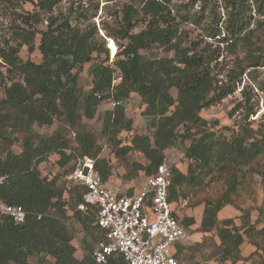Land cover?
<instances>
[{"label": "trees", "instance_id": "trees-1", "mask_svg": "<svg viewBox=\"0 0 264 264\" xmlns=\"http://www.w3.org/2000/svg\"><path fill=\"white\" fill-rule=\"evenodd\" d=\"M62 1L34 2V11L24 20L26 26L12 34L16 42L0 49V175H7L0 186V199L20 204L27 211L22 223L8 218L0 222V264H30L29 258L37 264H95L91 258L93 248L85 238L82 244L86 253L81 258L75 255L74 232L68 222L70 210L82 231L96 243L102 238L95 225V209L77 208L86 187L65 176L59 183V174L47 178L41 175L39 166L48 154L55 153L59 166L74 161L68 175L78 159L88 156L94 159L95 172L105 184L111 166L100 155L102 146L97 134L87 129L83 118H93L100 102L109 98L118 103L104 111L102 127L106 139L113 142L116 157L125 156L131 148L142 152L146 163L135 164L134 171L143 170L145 176L164 161L166 148L187 142L183 148L188 161L185 171L176 164L170 165L169 201L185 199L188 207L203 206L199 229L206 235L215 231L222 260L246 264L250 255L240 254L244 238L254 246L252 254L264 256V228L256 229L249 212L241 215L240 225L232 218H218L225 206L237 207L240 202L246 171L243 166L254 163L255 172L264 178V131L255 130L246 121L227 138L223 130L229 128L218 127V120L200 115L203 108L235 90L234 84L223 88L215 81L220 43L230 53L244 47L246 55L242 60L247 65L264 64L262 56L254 53L256 36L254 29L249 28L252 16L246 18L250 11L246 0H226L229 5L222 28L208 34L219 43L214 50L209 42L200 47L199 42L187 40L186 31L173 22L170 0H140L139 8L126 5L113 14L114 26L104 28L107 38L125 41L111 63L105 42L93 39L97 34L95 27L91 32L81 30L68 18L52 14L43 17ZM256 2L257 9L263 12L264 0ZM42 21H46L44 28L36 27ZM139 21L144 27L134 31ZM22 46L27 47L28 53L38 50L40 61L22 60ZM153 49L170 56L154 54ZM88 62L92 80L90 88L84 90L78 85V73ZM236 65L239 70L234 79L239 80L247 65L242 61ZM116 77L119 81L114 83ZM131 93L144 103L142 114L151 130L149 134H133L128 146L119 147V133L132 130V119L125 115L122 104ZM55 121L57 126L49 135L36 128ZM19 135L21 150L16 153L11 146ZM218 181L220 189L211 195L207 188ZM192 223V218L181 219L184 228ZM181 247L178 245L175 252L178 260ZM113 260L115 264H128L120 256Z\"/></svg>", "mask_w": 264, "mask_h": 264}, {"label": "rangeland", "instance_id": "rangeland-1", "mask_svg": "<svg viewBox=\"0 0 264 264\" xmlns=\"http://www.w3.org/2000/svg\"><path fill=\"white\" fill-rule=\"evenodd\" d=\"M37 0H0V49H6L8 46L13 45L16 41L13 39V32L21 30L26 25L24 20L28 14L34 11V2ZM249 5L250 11L247 13L251 15L249 22V28L254 29L255 32V54H260L261 61L264 59V11L261 12L257 9L259 3L256 0H246ZM132 5L135 8H139L140 0H63L56 5L50 13H44L43 17L52 14L57 18H68L73 24L83 30L88 29L91 32L95 30L97 34L94 35V40L98 43L105 42V46L109 50V63L115 59L116 56H112L113 52L110 48L111 43L115 45V50L118 52L121 50V44L123 40H113L112 38H104L105 29L113 27V14L120 12L126 5ZM229 4L226 0H170L171 17L173 22L179 23V28L186 31L187 40L197 41L200 43V47L205 42L212 44L211 49H216L215 46L219 44L213 38L208 37L209 32L216 28H222V22L227 14V6ZM38 10V9H36ZM182 16L187 17L186 21ZM78 21V22H76ZM76 22V23H75ZM46 21L40 22L36 27L44 28ZM144 27V23L140 22L134 29L138 31ZM224 33L221 34V38ZM38 44V36L36 39ZM114 50V51H115ZM219 50L221 55L217 59V65L214 68V76L217 86L223 88L233 86L235 90L225 96L219 102L214 103L200 111V115L207 120H218V127L229 128L223 130L225 137L230 138L231 131L238 129L240 124H245L246 121L257 131H264V64L250 66L247 65V61L242 59L246 55L244 47L237 49L236 53L228 52L222 43L219 44ZM150 51V50H149ZM151 52L160 56H170V53H165L160 49H153ZM19 56L22 60L30 59L34 62L40 61V54L38 50H34L30 53L27 52V47L22 46ZM95 58V55H93ZM97 60V59H96ZM237 61H242L243 65H247L245 72L239 80L234 79V74L238 72L236 65ZM91 62L85 63L83 69L78 73V85L84 90H88L91 86L92 77L88 72V68ZM214 64V63H213ZM115 75H118V71H115ZM119 78L116 77L115 82H118ZM175 95V91H172ZM2 93L0 92V96ZM124 106L125 115L132 119V130L121 131L116 137L119 138V147L128 146L133 134H149L150 126L148 119L142 114L144 109V103L135 94L131 93L128 98L122 101ZM238 106V107H236ZM113 106L112 99H105L100 102L94 117L91 119L83 118L87 129L95 132L99 138L101 144V156L107 159L111 166V174L105 183V186L111 188L116 192L135 191L143 182L144 172L143 170L134 171L135 164H145L146 160L142 152L137 149H129L125 156L116 157L113 150V142L106 139L103 132V119L104 111L111 109ZM230 111H232L231 114ZM247 115V116H246ZM57 126L55 121L52 125L46 127H36L37 130L49 135ZM222 128H219V133ZM21 135L18 136V141L11 146V149L18 153L21 150L20 140ZM73 137V134L70 136ZM260 136H257L259 138ZM188 143L177 144L171 146L163 151L164 161L168 165L176 164L179 168L186 169L187 160L184 156L183 148ZM57 155L55 153L48 154L42 164L39 166L41 175L51 178L52 176L59 174L60 181H64L68 168L74 161H70L65 166H59L57 162ZM252 165L243 166L246 170L244 173V185L240 190L241 199L237 203V207L233 205L225 206L219 213L218 218H232L236 225L241 224V215L245 212L250 213V220L256 226V229L264 228V178L259 173L255 172L256 166ZM221 182H215L207 188L211 195H215L220 189ZM202 205L194 208L186 205L176 207L182 216H192L193 222L197 223L194 231L190 232V229L186 230V240L190 241V234L194 232H200L198 222L202 213ZM70 218L68 222L71 224L74 232V238L72 240L73 245L76 248L75 255L81 258L86 250L82 244V240H85L90 244L91 249L94 248L96 241L92 239V236L82 231L81 226L76 222L68 210ZM186 229V228H185ZM197 235V234H195ZM184 237V238H185ZM193 240V239H191ZM219 242L215 231L209 232L202 238V243L197 246L202 249V257L204 260H212V264H229V261L222 260L221 252L217 250V243ZM182 245V243H176L175 247ZM254 246L250 244L247 238H244V242L240 245L241 256H249L246 259V264H264V256L252 254ZM50 262L53 261L49 258ZM30 264H37L36 260L29 258ZM238 261L237 264H240ZM205 264V263H204ZM208 264V263H207Z\"/></svg>", "mask_w": 264, "mask_h": 264}, {"label": "built area", "instance_id": "built-area-1", "mask_svg": "<svg viewBox=\"0 0 264 264\" xmlns=\"http://www.w3.org/2000/svg\"><path fill=\"white\" fill-rule=\"evenodd\" d=\"M94 96L99 98L97 93ZM116 103L112 99L113 106ZM6 178L0 175V186ZM66 179L87 189L77 208L95 209V225L102 232L91 252L95 264H115L113 259L119 256L128 264H183L175 257L174 245L186 232L169 201L172 172L167 162L145 175L142 185L131 193L105 186L95 172L94 159L88 156L77 160ZM26 216L22 205L0 199V222L8 218L19 224Z\"/></svg>", "mask_w": 264, "mask_h": 264}, {"label": "crops", "instance_id": "crops-1", "mask_svg": "<svg viewBox=\"0 0 264 264\" xmlns=\"http://www.w3.org/2000/svg\"><path fill=\"white\" fill-rule=\"evenodd\" d=\"M179 167V166H178ZM180 170L182 171H185V169H182L180 168ZM173 208H174V211L175 213L177 214V216L179 217V219L181 220L184 216H182L180 214V212L176 209V207L178 208V206H181V205H186V200L185 199H178L177 201H172L171 202ZM199 206V205H198ZM203 207V206H202ZM191 208H194V207H191ZM202 210V208H201ZM202 214V213H201ZM185 217H188V218H192V216H185ZM201 218V217H200ZM223 219V218H221ZM199 224H200V220L198 222V226L199 227ZM197 223L193 222L191 225H189L186 229H185V232L187 229H190V232L194 231L193 229H195L194 227H196ZM197 234V235H195ZM206 235L205 233L203 232H194V234H190L189 239L190 241H185L186 240V237L183 238L179 243H182V247L180 249V252H178V257H179V260L183 263V264H212V260H204V258L202 257V249H200L199 246H197V244H199L201 241H202V238L203 236ZM193 239V240H191ZM174 251L176 252L177 251V247H175Z\"/></svg>", "mask_w": 264, "mask_h": 264}, {"label": "bare ground", "instance_id": "bare-ground-1", "mask_svg": "<svg viewBox=\"0 0 264 264\" xmlns=\"http://www.w3.org/2000/svg\"><path fill=\"white\" fill-rule=\"evenodd\" d=\"M110 48L112 49V51H114L115 50V45L111 43Z\"/></svg>", "mask_w": 264, "mask_h": 264}, {"label": "clouds", "instance_id": "clouds-1", "mask_svg": "<svg viewBox=\"0 0 264 264\" xmlns=\"http://www.w3.org/2000/svg\"><path fill=\"white\" fill-rule=\"evenodd\" d=\"M115 52H116V50H115V51H113V52L111 53V55L113 56V55L115 54Z\"/></svg>", "mask_w": 264, "mask_h": 264}, {"label": "water", "instance_id": "water-1", "mask_svg": "<svg viewBox=\"0 0 264 264\" xmlns=\"http://www.w3.org/2000/svg\"><path fill=\"white\" fill-rule=\"evenodd\" d=\"M104 38H105L106 40H108L106 36H104Z\"/></svg>", "mask_w": 264, "mask_h": 264}]
</instances>
